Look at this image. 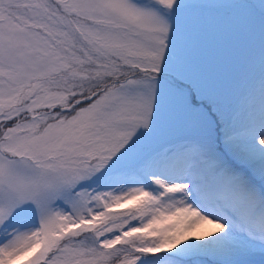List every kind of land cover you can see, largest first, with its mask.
<instances>
[{"label": "snow or ice", "instance_id": "obj_1", "mask_svg": "<svg viewBox=\"0 0 264 264\" xmlns=\"http://www.w3.org/2000/svg\"><path fill=\"white\" fill-rule=\"evenodd\" d=\"M0 264H264V0H0Z\"/></svg>", "mask_w": 264, "mask_h": 264}]
</instances>
